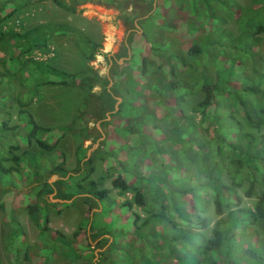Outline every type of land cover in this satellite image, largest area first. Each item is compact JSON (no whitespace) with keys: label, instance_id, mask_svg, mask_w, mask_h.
<instances>
[{"label":"rangeland","instance_id":"374dc122","mask_svg":"<svg viewBox=\"0 0 264 264\" xmlns=\"http://www.w3.org/2000/svg\"><path fill=\"white\" fill-rule=\"evenodd\" d=\"M167 1L164 0L161 7L166 5ZM171 1L174 5H177L180 0ZM184 1L180 15L194 26L196 23L198 28L201 27L203 30V34L199 39V42L201 41L203 44V53L191 58V62L205 68L209 81H214L218 71L230 69L231 62L235 66H244L245 72L238 70L230 76L227 74L226 78L229 81L236 83L246 81L248 83L246 80L247 75L252 74L254 70L264 73V30H258L259 25L264 27V10L255 9L253 0ZM211 11H214L216 18L222 19L221 21L216 19L217 22L212 17L216 23L215 30L210 24ZM154 12L153 9L148 16L142 19L141 24L138 19L133 20L134 30L137 31L139 36L133 39L135 44L132 51L126 44V38L131 31L124 25L121 14L105 5L88 3L77 6L76 10L70 13L46 0L25 6L11 16L8 25L20 23L23 26L22 29H29L36 24L46 22L68 24L82 31L85 37H88L90 41L98 44V46L96 47L97 55L93 60L87 61L85 59L86 51L83 50L84 45L81 41L60 35L50 39L46 49L34 50L27 54L28 57L47 62L60 70L69 73L83 72L89 76V80L78 85H41L42 77L19 61L14 60L8 66L11 72L16 73V76L4 77L0 85V121L9 118L7 128L2 129L0 127V157L7 155L9 147L14 146L17 147V150H13V152L17 155H22L24 151L34 154L36 156L35 166L38 169L28 166L27 157L22 155L24 161L18 175L10 174L5 177L0 173V205L2 206L0 208L1 264H99V262L102 264H131V257L135 260L141 258L144 261L145 258L149 261L164 260L165 263L163 264L171 262L168 260V249L161 241L162 239H154L150 236L154 225L149 224L146 227H140L145 217L149 215L143 209L133 207L140 215L137 222L141 234L139 239L131 238V234L125 231L126 220L120 221V225L123 227L114 226L111 218V201L114 200L120 206L132 195L127 193L124 196H119L118 190L112 187V179H115L117 174H124L125 171H129L127 176L131 179V184H139L146 192L147 209L154 213L158 212L160 208L158 201L162 200L165 218L174 221L177 224L176 229L186 228L187 223L177 218L169 206L170 187L167 190V184L157 181V176L168 175L171 177V187H178L193 180L194 175L191 172L193 165H199L200 167L203 163L205 164V169L198 175V178L209 175L213 178L215 175L211 171H214V159L222 158V161H228V159L226 160L224 156L220 157L214 148L211 149V139L203 130L199 132L202 133V140L210 145V154L204 162L195 148V144L183 141L177 146L172 140V138H175L174 135H176L178 129L182 134L185 131L190 133L192 137L199 135L196 128L202 126L200 116L199 114H193L191 111L193 105L199 102L202 97L201 93L194 92L193 89L202 82V75L199 71L191 68H177L175 70L176 80L184 81L188 87L186 91H179L180 94L185 95L181 106L188 117L186 121L174 115V111L171 110L169 104L171 97L167 99L166 96L158 94L159 90L164 91L163 84H160L157 88L153 87L156 78L162 77L155 57L153 58L155 62L149 64L145 76L149 80V86L145 85L141 94L144 97L149 96V98L156 99L158 102L156 101L157 104L154 105L155 102L145 98L146 101L150 102L148 106H145V109L141 110V107H144L141 104L138 107L133 106L139 103L138 96L140 95H137L132 88L133 85L136 87L137 82L128 83L122 77L128 75L129 70H134L139 66V53L144 52L146 47L149 50V47L154 45L152 40H161V36H163L158 31L159 26L162 25L159 24L162 23L161 12H155L158 14L153 17L151 15ZM170 15V12L166 14L165 19L167 21H170L171 16L174 18L177 14ZM184 31L182 29V35H179V37L190 40L192 36ZM141 33L148 35V44L150 45L146 43L140 35ZM222 33L228 35L227 43L225 40H221L222 43L217 44V37ZM167 41L174 42L178 48L183 46L181 40L176 39L173 35L168 37ZM207 41L212 42L213 45L207 44ZM228 43H231L232 47H229ZM247 49H251L253 52L247 53ZM148 50L147 53L150 54L151 52H148ZM4 62L5 54L0 52V73L5 72L7 63L3 66ZM115 73L119 76V78L115 77L117 80L113 79ZM95 76L99 77L100 80L94 81L92 78ZM103 79H107L109 83L105 84ZM92 82L93 86L89 92L87 87ZM165 82L163 80V83ZM150 84H153V86H150ZM104 89L111 92L115 100L113 109L105 113L106 121H110L111 116L118 112L123 99L125 104L121 107L120 114L112 118L110 129L107 130L108 133L111 132L108 136L114 139L111 146L115 147V150L108 151L109 154L107 155L112 163L111 168L106 174H103L105 179L100 180L99 177L103 173V164L96 158L94 160L95 171L89 178L96 181L99 188L109 190L108 198L103 201H96L93 208L87 211V207L83 205V202L77 200L76 186L82 182L83 172L86 171L82 169L80 172H76V163L84 155L83 152H79L78 147L86 149V158H82L84 162L107 137L102 131L100 121L90 119L89 112H87L88 109L94 108V104L98 103L99 95ZM84 99L87 100L88 104L85 109L86 115L79 116L78 108ZM18 100L26 104L25 109L32 115L35 123L53 130L51 135L50 133L36 135L38 139L43 138L49 143L58 140L53 151L41 150L34 140L27 143L25 137L31 129L30 125L12 130L14 125L22 122L21 115L18 114L20 110ZM224 100L219 98L218 107L214 111V113L219 112L222 115L219 126V131L222 134L225 135L226 132L233 131L240 132L241 130L250 132L255 136L264 135V127L259 131L246 127L241 112L232 111V109H230V113L238 123L240 122V130L235 122L229 124L225 119L229 112L225 111L224 108L225 102L228 104L229 102ZM257 102L258 104L254 100L255 106L263 107V101ZM77 117L79 118L75 123ZM177 121H180V125L176 123ZM212 122L211 114L206 113L204 124ZM118 123L123 124L122 129L118 128ZM129 124L137 128L136 135L125 131L130 127ZM154 127L160 128L159 130L166 137H169V140L166 139L159 144L162 153L165 151L174 153L169 161L160 158L156 151L159 130ZM85 131L90 133L89 137H86L88 135L85 134ZM97 134H99V137H95ZM116 139L124 144H119V142L116 144ZM58 153H60V156H58ZM60 160L61 162H59ZM120 161L123 163L122 165ZM148 162L151 163L149 168H147ZM5 165H10V163ZM56 167H60L62 172L55 171ZM179 168L185 169L184 174H179L181 172ZM230 169L235 172V165H231ZM147 170L151 176L148 180L143 178ZM35 171L39 174H34ZM41 176L47 179L48 184H53L58 180L61 183L57 188H54L52 194L42 195L41 198L37 199L36 194L43 186V183L38 182ZM238 182H241V188L237 189V193L242 197V206L252 207L256 201L255 197L247 198L243 194L249 181L242 178ZM64 193L72 196L63 198ZM202 193L205 194L206 203L202 207H195L193 214L207 224L206 228L196 231L202 234V239L205 240L211 237V228L220 217L215 213L213 194L201 192L200 195ZM183 202L185 206L188 205L190 197L188 196ZM27 204L38 206L34 215L38 217L36 222L39 226L30 218L26 209ZM229 209L225 207L221 217L224 218ZM189 213H192V211ZM116 222L118 224L119 221L116 220ZM161 224L164 225V222ZM112 225L115 228H113L111 234L106 233L107 230H111ZM157 225L159 224L156 223L155 226ZM43 229L45 231H42ZM52 231L63 234L69 244L63 245L53 240ZM102 232H105L104 236H99L98 239L92 238V234L98 236L97 234ZM75 233H79L80 237H74ZM82 234H85L87 239L88 244L86 246L82 245ZM102 238L108 239L106 245L100 244ZM27 247L29 261H25L22 257ZM110 247L113 249L105 258L102 252ZM76 255L78 257L75 258Z\"/></svg>","mask_w":264,"mask_h":264},{"label":"trees","instance_id":"16d2710c","mask_svg":"<svg viewBox=\"0 0 264 264\" xmlns=\"http://www.w3.org/2000/svg\"><path fill=\"white\" fill-rule=\"evenodd\" d=\"M42 1L46 0H0V52L5 54V62L3 63V66L7 63V65H5V72L0 73V85L2 84L4 77L16 76V73L11 72L9 69L10 67H8L9 64H11V62L14 60H17L25 67L30 68L32 72L39 74L42 77L40 81L41 85L72 86L78 85L81 82L84 83L89 80V76L85 75L83 72L69 73L64 70H60L47 62L39 61L33 57L27 56V54H29L31 51L44 48L46 49L47 43L50 39L56 36L64 35L81 41L84 45L83 50L86 51L85 59L87 61H91L94 59L95 55H97L96 47L98 44L90 41L88 37H85L82 34V31L68 24L54 22L39 23L29 29H22L23 26L20 23L8 25V21L16 11L23 9L25 6L33 5ZM49 1L70 13H73L77 6L88 3L105 5L118 11L121 14L124 25L131 31V33L126 38V44L131 51L134 49L133 46L135 44L133 39L139 36L137 31L134 30L133 20L138 19L139 23L141 24L143 21L142 19L148 16L153 9L155 12H161L160 18L162 17V23L159 24L162 25L159 26L158 29L159 33L163 35L161 36V40H152L154 45L150 46L149 50L146 47L144 52L139 53V66L134 68V70H129V72L125 71L128 73V75H124V77H122L125 78L123 80L127 81L128 83H135V81L137 82L136 87L133 85L132 88L137 95H140L138 96L139 103L134 104L133 106L138 107V105L141 104L144 106L141 107V110L145 109V106H148V103L150 104V102L146 101L145 98L151 99L153 102H155L154 105L158 102L156 99L149 98V96L144 97L141 94L143 87L145 85L149 86V80L146 79L145 76L148 72L149 64L154 61L153 58L155 57L157 58L156 64L160 70V75L162 74V77H157L155 80L156 82L153 83L154 86L153 84H150V86L157 88L160 86V84H163L162 87L164 91H160L158 89V94L160 96H166L167 99L171 97V99H169V104L171 110L174 111V115L177 116V118L185 119L186 121L188 117L184 113V108L181 106L185 95L180 94L179 91H186L188 87L184 81L176 80L175 70L177 68H191L193 70L199 71L202 75V82L196 85V87L193 89L194 92L201 93L202 97L201 100L195 103L191 108L193 114H199L200 116V122L202 123V126L200 128H196L197 134L199 135L192 137L190 133L185 131L182 134L178 129V131H176V135H174L175 138H172V140L177 146H179L183 141H188L195 144V148L199 152L203 162L210 154V145L211 149L214 148L220 157L224 156L226 160L228 159V161H222V158L214 159V171H211L212 174L215 175L213 178L211 175L198 178V175H200L202 170L205 169V164L203 163L200 167L199 165H193L191 168V172L194 175L193 180L188 181L178 187H171L172 181L171 177L168 175H164L163 177L157 176V181L162 184H167V190L170 187L168 195L169 206L172 208V211L176 214L177 218L187 223L186 228L182 227L176 229L177 224L174 223V221H170L165 218L162 200L158 201L160 205L158 212L154 213L150 209H147L146 192L139 184H131V179L127 176L129 171H125L124 174H117V177L111 181L112 187L115 190H118L119 196H124L127 193H130L132 196L130 199H126L120 206H118L114 200L111 201V218L114 226L118 225L121 228L123 226L120 225V221L123 219L126 220V225H124L125 231L131 234V238L136 240L139 239L141 234L139 233L140 228L137 225V222L140 218V215L133 209V207L136 206L149 214L147 217H145L140 227H146L149 224L154 225L150 232V236H152L154 239H162L161 241L168 249V260L171 261H168V264H264V135L255 136L250 132L241 131L240 122L238 123L234 116H232V113H230V109H232V111L235 110L241 112L243 123L248 128L259 131L264 127V105L263 107L255 106L253 103L254 100L257 104V101L264 102V73L254 70L252 74H248L249 76L247 75L248 78L246 80L248 83H246V81H242L241 83L232 82L226 78V75L228 74L230 76L238 70L245 72V68L242 65L235 66L231 62L230 69L227 71H218L214 81H209L205 72V68L199 67L196 63L192 64L191 62V58L203 53V44L201 41L199 42V39L203 34V30L201 27L198 28L196 23L194 26L191 22H188L186 18L180 15V13H182V4L185 2L184 0L177 2V5H174L171 0H168L166 5L163 7H161V4H164V0ZM253 2L255 9L259 8L264 10V0H253ZM155 12L151 16L154 17L155 14H158ZM168 12H170L171 15L176 13L178 17H176V15L173 18L170 15V21H167L165 18ZM210 16V24H212L214 27L213 29L215 30V20L218 19L221 21L222 19L216 18L214 11H211ZM212 17L215 18V20L212 19ZM263 28L264 27L262 25H259L258 30H264ZM182 29L185 30V33H189L192 36L190 37V40L183 38L181 39L179 37V35H182ZM140 35L148 44V35L146 33H141ZM171 35H173L176 39L178 38L181 40L183 46L178 48L175 46L174 42L167 41L168 37ZM227 37L228 35L225 33L219 34L217 37L218 41H216V43H222L221 40L226 41ZM207 44L213 45V43L210 41H207ZM227 45L232 47L231 43H228ZM147 50L151 53L148 54ZM252 52L253 51H251V49H247V53ZM115 77L119 78L116 73L113 74V79L117 80ZM92 79L94 81L100 80L97 76ZM163 80L166 82L163 83ZM103 82L105 84L109 83L107 79H103ZM92 86L93 82L87 87L89 92ZM219 98L225 99L224 101L229 102V104L225 102L226 105L224 106L225 111L229 112L227 113V116H225V119L227 122H229V124L230 122H235L237 127L239 126L240 132H226L224 135L219 131L222 115L219 112L214 113L218 107ZM230 99L232 101H229ZM123 101L119 106L118 112L111 116L110 121L112 118L120 114L121 107L125 104ZM17 102L20 106L18 114L21 115L20 119L22 122L14 125L12 130H17L18 128H24L26 125H30L31 129L25 137L27 143H30L32 140H34L41 150L53 151L58 140L54 141V143H49L43 138L38 139L36 137L37 134L41 133H50L51 135L53 130L50 128L41 127L35 123L32 115L25 109L26 104L22 103L20 100ZM114 103L115 100L113 98V94L104 89V91L99 95L98 103L94 104V108L87 110V112H89L90 119L94 121H100L102 131H104V135L107 136L99 148H96L91 153L90 157L84 162L82 161V158H86V149H83L80 146L78 147L79 152H83L84 155L78 159L76 163V172H80L82 169H85L86 171L83 172L84 176L81 178L82 182L76 186L78 196L77 200H81L83 202V205L87 207V211H90V209L93 208L96 201H103L104 199H107L109 195V190L99 188L98 183L89 178L90 175L95 171L94 160L96 158L103 164V173L99 177L100 180L105 179L103 174H106L111 168L112 163L110 162V159L107 155L109 154L108 151L115 150V147L111 146L114 139H111L108 136L111 133L107 132V130L110 129V121L105 120V113L113 109ZM87 105V100L84 99L78 108V112L80 113L79 116L82 114L86 115L85 109ZM206 113L211 114L213 119L212 123L204 124ZM78 118L79 117L75 119V123ZM8 122L9 118L6 120H1L0 127L2 129H6ZM176 123L180 125V121H177ZM117 125L118 128L122 129L123 124L120 125V123H118ZM154 128H157L158 130L160 129L158 127ZM200 130H203L208 134L211 139L210 145H207L203 142L202 133H199ZM125 131L130 132L132 135H136L135 133L137 132V128L133 125H130V127H128ZM85 134L88 135L86 137H89L90 135V133L87 132ZM158 135L159 139L156 140V151L160 158L165 161H169L174 156V153L166 151L162 153L163 151L161 146H159L161 142L165 141L166 139L169 140V137H166L160 130L158 131ZM95 137H99V134L95 135ZM115 142L116 144L118 142L119 144L123 143L118 139H116ZM13 150H17V147H9L7 155H2L0 157V173L3 176L5 175L6 177L10 174H19L20 167L24 161V157L22 155L27 157L26 159L29 163L28 166L38 169V167L35 166L36 156L34 154L24 151L22 155H17L13 152ZM58 156H60V153H58ZM59 162H61V160ZM6 163H10V165H5ZM120 164L122 165L123 163L121 162ZM150 165L151 163L148 162L147 168H149ZM231 165H235V172L231 171ZM54 170L62 172L60 167H56ZM179 170L181 171L179 174H184V168H179ZM34 174L38 175L39 173L35 171ZM236 176H238L240 179ZM149 177L151 178L150 173L147 170L143 178L148 180L150 179ZM242 178H245L249 181L248 187L244 190L243 194L247 198L255 197L256 199L252 207L242 206V197L237 193V189L241 188V182L238 181H241ZM38 182L41 184L43 183V186L42 189L36 194L38 196L37 199H39V197L42 195L47 196L52 194L54 192V188H57V186L61 183V181L58 180L53 184H48L47 179H44L43 176L39 178ZM201 192H210L213 194L215 213L220 217L215 221L213 227L211 228V237L205 240L202 239V234L196 231L198 229L206 228L207 224L204 220L193 214L195 207H202L206 203L205 194L202 193V195H200ZM71 196L72 195L64 193L62 197L70 198ZM188 196L190 197V202L185 206L183 201L186 200ZM228 206H232V208ZM1 207L2 206L0 205V208ZM225 207L230 209L223 218L221 216L224 213L223 210ZM26 209L30 218L36 222L38 217H36L34 213L37 211L38 206L27 204ZM190 211H192V213H189ZM116 220L119 221L118 224ZM163 222L164 225L161 224ZM156 223L159 225L155 226ZM36 225L39 226L37 222ZM114 226L112 225L111 230H107L106 233L111 234V231H113V228H115ZM42 231L45 230L43 229ZM51 233L52 237L54 238L53 240L57 241V243L63 245L69 244V241L63 234L57 231H52ZM104 233L105 232L97 234L98 236H96V234H92V238L98 239L97 237L104 236ZM73 236L78 238L80 237V234L75 233ZM86 241L87 239L85 238V234H82L81 242H83V246L88 244ZM100 242L101 245H106L108 239L102 238ZM112 249V247L105 249V251L102 252V255L106 258ZM27 251L28 247L25 249L24 254L22 255L25 261H29ZM77 255L75 258L78 257ZM131 260V264L165 263L164 260L149 261L146 260V258L144 261L141 258H137V260H135V258L131 257ZM99 264L102 263L99 262Z\"/></svg>","mask_w":264,"mask_h":264}]
</instances>
